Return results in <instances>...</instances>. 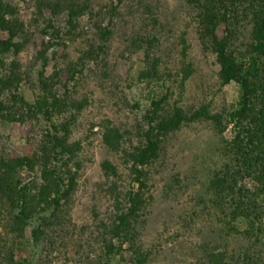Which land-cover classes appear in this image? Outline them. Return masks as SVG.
Segmentation results:
<instances>
[{
  "label": "rangeland",
  "instance_id": "1",
  "mask_svg": "<svg viewBox=\"0 0 264 264\" xmlns=\"http://www.w3.org/2000/svg\"><path fill=\"white\" fill-rule=\"evenodd\" d=\"M3 1L22 24L12 40L10 33L0 31V48L6 50L2 57L18 61L29 76L21 93L34 100L39 90V51L48 47V74L59 70L64 82L70 66L80 69L67 86L59 85L60 95L67 93L69 101L84 102L76 114L70 107L62 116H54L55 122H71L69 141L80 144L69 164L77 169V188L67 233L55 240L50 251L20 239L15 257L23 264H127L120 255L107 256L110 236L105 226L117 213V201L125 204L126 191L138 187L129 152L140 141L137 131L151 101L165 97L167 108L177 105L191 114L205 106L222 120L221 125L206 118L185 123L170 134L160 157L146 167L147 185L142 191L147 214L141 218L137 242L152 252L143 264H213L209 261L213 254L227 264H264L246 257L263 248L233 229L236 223L229 222L210 188L212 173L225 163V141L232 136L229 113L238 101L239 85L220 72L216 55L203 46L190 4L185 0H73L85 8L72 28L67 10L72 0H52L60 4L57 12L42 5L48 0ZM49 22L60 37H51L54 29ZM95 23H110L108 40L102 42ZM91 46L98 52L93 58L85 56ZM154 58H158L157 78L141 77ZM5 98L13 101L10 93ZM5 115L0 118L1 155L51 152L47 140L51 122L22 117L17 110ZM110 124L127 133L123 149L113 150L104 143L103 133ZM106 160L116 165L117 174L105 173ZM258 237L264 242V232Z\"/></svg>",
  "mask_w": 264,
  "mask_h": 264
},
{
  "label": "trees",
  "instance_id": "2",
  "mask_svg": "<svg viewBox=\"0 0 264 264\" xmlns=\"http://www.w3.org/2000/svg\"><path fill=\"white\" fill-rule=\"evenodd\" d=\"M185 1L196 12L203 46L216 55L220 72L239 85L238 101L229 113L232 136L225 141V163L212 173L210 188L217 203L226 210L229 222L236 223L233 229L252 243L259 242L263 248L258 252L251 251L246 257L261 259L264 263V242L258 237L264 232V0ZM42 2L55 12L60 5L52 0ZM84 8L73 0L69 3L70 27H77ZM13 10L0 0V31L10 33L11 40L22 26L18 18L13 17ZM94 25L102 42L108 40L112 34L110 23ZM48 26L54 29L51 37H60L52 22ZM48 44L52 46V43ZM103 46L98 44L97 48L101 50ZM47 50L48 47H43L39 51V90L31 101L21 93L22 83L29 76L18 61L5 60L2 54L6 50L0 48V118H4L6 112L17 110L22 117H43L52 124L47 135L51 152L17 156L0 154V228L3 230L0 231V264H23L15 257L20 239L45 246L46 251L53 250L55 240L67 233L71 220L70 202L77 188V169L69 164L76 157L80 144L69 141L71 122H55L54 116H62L70 107L75 114L84 108V102L69 101L67 93L60 95L59 92V85L67 86L80 69L77 65L70 66V74L64 82L59 70L48 74L50 58ZM95 50L91 46L85 56L96 57L98 52ZM157 59L151 60L149 68L140 73L141 77L157 78ZM80 60L84 63L85 58ZM184 75L188 77L187 72ZM6 93H10L13 101L5 98ZM165 100V97L152 100L144 113V122L137 131L140 141L129 152L133 181L138 187L126 191L125 204L117 201V213L105 226V232L110 236L105 245L107 256L120 255L127 264H143L152 252L137 242L139 224L147 206L142 191L147 185L146 167L160 157L170 134L185 123L206 118L221 125V115L211 114L205 106L187 114L177 105L167 108ZM126 135L119 126L110 124L103 133V140L110 149L118 151L123 149ZM103 169L108 175L117 174L116 165L109 160L103 163ZM237 224L245 227L236 229ZM209 261L227 264L216 254Z\"/></svg>",
  "mask_w": 264,
  "mask_h": 264
}]
</instances>
